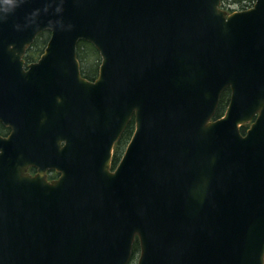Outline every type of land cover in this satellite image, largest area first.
I'll use <instances>...</instances> for the list:
<instances>
[{
    "label": "water",
    "instance_id": "water-1",
    "mask_svg": "<svg viewBox=\"0 0 264 264\" xmlns=\"http://www.w3.org/2000/svg\"><path fill=\"white\" fill-rule=\"evenodd\" d=\"M220 5L0 0V264H264V0Z\"/></svg>",
    "mask_w": 264,
    "mask_h": 264
},
{
    "label": "trees",
    "instance_id": "trees-1",
    "mask_svg": "<svg viewBox=\"0 0 264 264\" xmlns=\"http://www.w3.org/2000/svg\"><path fill=\"white\" fill-rule=\"evenodd\" d=\"M230 1L243 4L245 2L248 3V1L252 2L253 0H230ZM49 36H50V31L48 30L42 31L41 33L38 34L32 45L28 48L26 52L25 57L27 60H34L40 55V53L43 51L49 39ZM77 55L81 62L82 74L89 79H94L98 74L99 65L101 61V57L98 50L89 41L80 40L77 44ZM230 95H231V90L229 87L225 88L222 91L215 113L216 117L221 116L224 113L229 103ZM134 125H135L134 118H132L128 123L127 127L125 128V130L123 131V133L121 134L119 140L115 144L113 165H116V163L119 161L124 151V148L133 133ZM6 128H7L6 126L0 124V131ZM245 128L246 126H243L242 130H245ZM139 251H140L139 240L136 238L133 245L130 264H132L134 259L137 257Z\"/></svg>",
    "mask_w": 264,
    "mask_h": 264
},
{
    "label": "flooded vegetation",
    "instance_id": "flooded-vegetation-1",
    "mask_svg": "<svg viewBox=\"0 0 264 264\" xmlns=\"http://www.w3.org/2000/svg\"><path fill=\"white\" fill-rule=\"evenodd\" d=\"M243 4H247V3L245 2ZM0 124H2V123L0 122ZM9 132H10V129L7 127L6 129H3L2 131H0V134H2V135H8ZM32 169H34V167H32Z\"/></svg>",
    "mask_w": 264,
    "mask_h": 264
},
{
    "label": "rangeland",
    "instance_id": "rangeland-1",
    "mask_svg": "<svg viewBox=\"0 0 264 264\" xmlns=\"http://www.w3.org/2000/svg\"><path fill=\"white\" fill-rule=\"evenodd\" d=\"M138 257V256H137ZM137 257L134 259V261L132 262V264H136L137 262Z\"/></svg>",
    "mask_w": 264,
    "mask_h": 264
}]
</instances>
